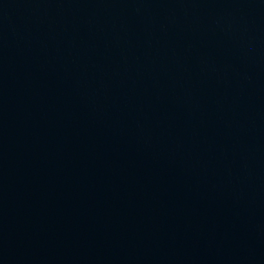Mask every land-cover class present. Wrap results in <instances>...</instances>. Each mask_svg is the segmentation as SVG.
Returning <instances> with one entry per match:
<instances>
[{"label": "water", "instance_id": "1", "mask_svg": "<svg viewBox=\"0 0 264 264\" xmlns=\"http://www.w3.org/2000/svg\"><path fill=\"white\" fill-rule=\"evenodd\" d=\"M0 264H264V0H0Z\"/></svg>", "mask_w": 264, "mask_h": 264}]
</instances>
